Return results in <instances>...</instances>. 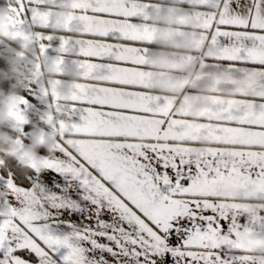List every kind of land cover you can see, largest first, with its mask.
I'll use <instances>...</instances> for the list:
<instances>
[{"label":"snow or ice","instance_id":"1","mask_svg":"<svg viewBox=\"0 0 264 264\" xmlns=\"http://www.w3.org/2000/svg\"><path fill=\"white\" fill-rule=\"evenodd\" d=\"M88 3L85 16L99 17L103 30L86 34L102 41L100 54L86 58L101 73L108 63L130 65L117 59L125 50L115 46L136 43L124 34L133 26L117 23L130 18L128 4ZM218 6L209 32L213 44L229 50L223 59L235 70L255 77L252 92L264 91V0H219ZM101 83L104 90L85 88L77 98L68 131L43 170L15 162L7 171L0 168V189H8L0 207V264H198L202 244L196 241L229 228L227 193L241 190L230 186L264 179V123L231 119L215 131L224 138H198L178 148V126L144 120L148 111L135 106L131 93L108 91L134 85ZM253 111L264 112V103ZM237 127L250 128L254 142L229 138ZM201 143L213 146L206 158L198 151Z\"/></svg>","mask_w":264,"mask_h":264},{"label":"crops","instance_id":"2","mask_svg":"<svg viewBox=\"0 0 264 264\" xmlns=\"http://www.w3.org/2000/svg\"><path fill=\"white\" fill-rule=\"evenodd\" d=\"M111 3L121 8L128 4L130 18L117 23L133 26L124 34L136 43L117 42L115 46L125 50L117 59L132 63H108L101 73L86 58L102 51L97 47L102 41L86 34L103 30L99 17L85 16L84 9L91 7L88 0H0V97L18 93V102L5 108L2 124L16 134L0 127V133L11 138L0 150V165L10 153L20 163L43 170L68 131L77 98L85 88L104 90L101 81L107 80L135 86L108 91L117 97L131 93L135 106L148 111L142 119L178 126L174 147H189V141L198 138H224L215 131L227 128L231 119L264 123V112L253 111L254 105L264 103V91L252 92L255 77L235 70L236 65L223 59L231 56L229 50L218 49L210 38L219 0ZM133 48L138 51H127ZM251 58L258 56L253 53ZM241 108L242 115L231 114ZM255 135L246 127L228 133L245 143L254 142ZM36 145L43 147L44 155ZM212 147L201 143L198 151L206 158ZM230 187L241 190L227 193L232 197L226 208L229 228L223 235L217 230L196 241L202 244L196 251L198 264H264V179L235 181ZM7 195V188L0 189V207Z\"/></svg>","mask_w":264,"mask_h":264},{"label":"clouds","instance_id":"3","mask_svg":"<svg viewBox=\"0 0 264 264\" xmlns=\"http://www.w3.org/2000/svg\"><path fill=\"white\" fill-rule=\"evenodd\" d=\"M3 19H4V10L0 9V24L3 23ZM17 96L18 93H12L6 97H0V125L4 124L7 119L5 108L7 106L17 103L18 102ZM9 139L11 138L6 133H0V150H3L4 143Z\"/></svg>","mask_w":264,"mask_h":264},{"label":"trees","instance_id":"4","mask_svg":"<svg viewBox=\"0 0 264 264\" xmlns=\"http://www.w3.org/2000/svg\"><path fill=\"white\" fill-rule=\"evenodd\" d=\"M0 127L7 129V131H8L9 134H13V135L16 134L15 131H13V130L10 129V128H7V127L2 126V125H0ZM42 148H43L42 146L36 145V149L41 150ZM10 162H15V164H16L18 167L23 168V169H26V170H31V169L33 168V167L28 166V165H26V164H22V163H20V162L18 161V159L16 158V156L13 155V154H10V153L6 154V155L3 157V159H2V163H1V165H0V168H2V169H4V170L7 171L8 168H9V164H10Z\"/></svg>","mask_w":264,"mask_h":264}]
</instances>
